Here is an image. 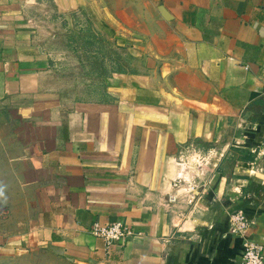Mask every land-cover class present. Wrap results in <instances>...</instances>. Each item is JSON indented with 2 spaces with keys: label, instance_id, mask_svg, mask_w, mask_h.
Wrapping results in <instances>:
<instances>
[{
  "label": "crops",
  "instance_id": "1",
  "mask_svg": "<svg viewBox=\"0 0 264 264\" xmlns=\"http://www.w3.org/2000/svg\"><path fill=\"white\" fill-rule=\"evenodd\" d=\"M80 14L135 70L68 73ZM185 173L198 194L168 202ZM0 206L76 264L241 263L230 213L264 244V0H0ZM119 220L124 244L90 232Z\"/></svg>",
  "mask_w": 264,
  "mask_h": 264
},
{
  "label": "rangeland",
  "instance_id": "2",
  "mask_svg": "<svg viewBox=\"0 0 264 264\" xmlns=\"http://www.w3.org/2000/svg\"><path fill=\"white\" fill-rule=\"evenodd\" d=\"M73 23L74 27L69 29L70 31L63 30L60 33L61 36L58 37L57 42L62 45L64 50H67L66 57L68 63L71 64L68 65V67L71 66L68 73L79 72V82L86 81L87 73L85 72L92 68L96 71L119 67L124 70L134 69L133 56L129 52L122 53L121 51L119 53L112 39L102 37L100 32H96L93 20L89 15L80 14L76 22ZM63 27H66V24ZM109 60L111 61L107 63ZM81 85L79 84V86ZM79 93L77 95H80ZM11 221L12 219L7 215V207L0 206V264H76L74 261L52 254L33 239L7 238V235H11L9 231H13Z\"/></svg>",
  "mask_w": 264,
  "mask_h": 264
},
{
  "label": "built area",
  "instance_id": "3",
  "mask_svg": "<svg viewBox=\"0 0 264 264\" xmlns=\"http://www.w3.org/2000/svg\"><path fill=\"white\" fill-rule=\"evenodd\" d=\"M172 191L167 194V201L176 202L181 195L186 196L191 203L198 194V185L195 178L185 174H178L171 182ZM180 191V192H179ZM229 233L243 238L241 248V263L239 264H264V244L246 236L251 222L246 217L243 209H238L229 215ZM90 232L103 240L106 247L112 244H124L134 231L126 222L115 221L109 224L92 222Z\"/></svg>",
  "mask_w": 264,
  "mask_h": 264
}]
</instances>
